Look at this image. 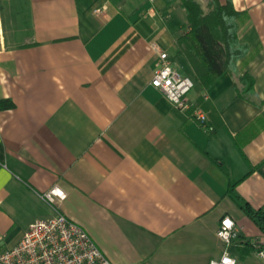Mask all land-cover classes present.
<instances>
[{"label": "crops", "instance_id": "1", "mask_svg": "<svg viewBox=\"0 0 264 264\" xmlns=\"http://www.w3.org/2000/svg\"><path fill=\"white\" fill-rule=\"evenodd\" d=\"M233 3L256 53L203 88L177 54L180 0H0V99L16 103L0 110V232H20L0 248L58 213L120 264H209L225 250V216L241 228L232 254L264 239L230 190L264 207V0ZM153 43L194 79L188 110L151 84ZM246 72L250 98L238 96ZM55 186L67 198L52 203L44 194Z\"/></svg>", "mask_w": 264, "mask_h": 264}, {"label": "built area", "instance_id": "2", "mask_svg": "<svg viewBox=\"0 0 264 264\" xmlns=\"http://www.w3.org/2000/svg\"><path fill=\"white\" fill-rule=\"evenodd\" d=\"M152 49L158 59L151 84L162 91L176 108L188 110L191 107L188 95L195 87L194 79L182 74L174 66L170 54L157 43L152 44ZM196 116L206 125L208 119L202 109L196 110ZM44 197L54 203L66 199L67 193L55 186ZM217 234L226 247L223 254L210 259L209 264H238V258L229 248L241 237L239 225L232 217L225 216ZM258 256L264 264V249L258 251ZM0 264L120 263L111 262L81 225L65 214L58 213L52 218L35 220L14 246L0 248Z\"/></svg>", "mask_w": 264, "mask_h": 264}, {"label": "trees", "instance_id": "3", "mask_svg": "<svg viewBox=\"0 0 264 264\" xmlns=\"http://www.w3.org/2000/svg\"><path fill=\"white\" fill-rule=\"evenodd\" d=\"M169 4L177 0H165ZM187 14L183 23L182 35L177 39L178 55L187 57L195 71V80L203 88H209L226 72L236 71L238 61L241 67L248 64L256 51H251L248 44L242 43L239 35L240 22L247 17V12L237 10L233 0H206V6L200 0H180ZM243 89L238 96L250 98L254 96L255 79L246 72L241 77ZM16 107L11 98L0 99V110ZM200 105L191 110L196 111ZM252 125L237 135L240 146L253 137ZM247 136V138H244ZM236 184L230 187L242 210L260 228L264 236V207L255 208L239 194L234 193ZM240 243L241 256L258 253L264 249V240Z\"/></svg>", "mask_w": 264, "mask_h": 264}, {"label": "rangeland", "instance_id": "4", "mask_svg": "<svg viewBox=\"0 0 264 264\" xmlns=\"http://www.w3.org/2000/svg\"><path fill=\"white\" fill-rule=\"evenodd\" d=\"M206 3H207L206 0H204L203 5L206 6ZM24 221H25V218L21 217V219H20L21 224L19 222V226L20 227L24 226L23 225ZM19 233L20 232H19L18 228L17 229H13V230H11V231H9L7 233L0 232V241H1V243L9 244L19 235ZM234 254L240 256L239 257V259H240V263L239 264H260V258L255 252L252 253L249 256H246V257H244V256L241 257V254L238 253V252L234 253Z\"/></svg>", "mask_w": 264, "mask_h": 264}]
</instances>
